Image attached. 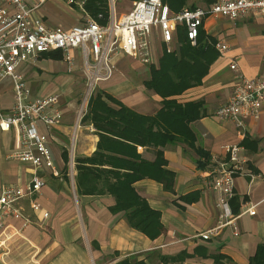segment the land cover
<instances>
[{
  "label": "crops",
  "instance_id": "crops-1",
  "mask_svg": "<svg viewBox=\"0 0 264 264\" xmlns=\"http://www.w3.org/2000/svg\"><path fill=\"white\" fill-rule=\"evenodd\" d=\"M134 2L130 1L131 6ZM197 2L186 0L185 5L196 3L200 6L194 7L201 8L207 5L203 1ZM47 3L58 4L67 13H60L61 22L73 24L51 23L45 14ZM47 3L42 8V15L49 26L68 29L80 23L76 7L70 8L59 0ZM201 32L208 41L225 43L228 52L214 60L198 86L171 99L179 104L202 103L200 118L189 127L196 137L194 146L208 155L207 165L198 169V156L185 143L175 142L163 148L137 147L143 160L153 162L162 157L166 161L163 168L174 174L170 190L148 177L132 185L148 207L158 212L161 233L150 238L130 227L124 212H113L115 200L109 194L77 192L75 160L93 154L98 136L92 125L82 123L80 119L77 128L82 131L76 136L74 152L68 153L62 139L69 134L71 122L67 109H63L60 102L62 119L47 131L53 171L49 168L38 171L11 159L10 154L18 148L17 138L13 131L5 132L0 128V191L4 184L23 187L36 175L44 182L37 193L18 202L23 218L0 220V264H118L122 261L137 264H256L254 257L258 246L264 245V107L257 119L245 122L243 130L233 121L216 119L213 112L227 101L234 72L238 71L248 79L264 74V18L256 14L238 20L208 17ZM41 62L51 68L54 64H65L62 57L59 60L40 58ZM231 63L235 64V71L230 70ZM24 68L20 72L26 81ZM141 68L138 61L122 56L114 58L111 78L98 83L97 91L110 95L139 114L155 115L162 106L161 98L149 94L143 85L133 81ZM54 79L62 84L65 76L58 74ZM41 80L36 85L26 81L33 98L58 92L49 74ZM10 88L6 80L0 83L1 108L9 107ZM5 100H8L7 104H4ZM42 131L46 132L43 128ZM231 146L239 147L238 156L245 163L241 173L234 177V193L229 200L235 225L221 226L217 207L221 196L210 188V170L216 161H227L226 150ZM32 204L39 210L34 211ZM252 206L254 216L246 212ZM44 213L48 215L46 218H43ZM25 220L28 223L23 225ZM214 229L206 240L199 235Z\"/></svg>",
  "mask_w": 264,
  "mask_h": 264
},
{
  "label": "built area",
  "instance_id": "built-area-1",
  "mask_svg": "<svg viewBox=\"0 0 264 264\" xmlns=\"http://www.w3.org/2000/svg\"><path fill=\"white\" fill-rule=\"evenodd\" d=\"M49 1L0 0V83L9 80L12 92L9 107H0V128L13 131L18 141L17 150L9 157L38 171L54 170L47 131L62 119L61 94L54 92L33 98L20 72L22 67L34 65L44 53L56 51L68 66L79 55L95 82L106 81L112 76L114 58L118 56L144 65L153 64L157 38L161 50L172 53L177 32L183 30L189 44L195 46L199 30L208 17L238 20L256 14L264 18V0H213L207 8L186 7L179 11H172L161 0H137L117 19L110 12L108 24L101 26L85 11L86 0H59L70 8L76 7L80 14L79 24L64 29L45 22L42 8ZM214 48L221 57L228 52V46L222 42H216ZM229 68L236 70L234 63ZM262 107L264 74L248 79L237 71L227 101L215 109L213 116L233 121L243 130L248 119L258 118ZM239 150L238 146L228 147L227 161H216L210 170V188L221 196L217 204L221 226L235 225L229 200L234 193V177L241 173L245 163L238 156ZM43 185L37 175L23 187L4 184L0 191V220L23 218L18 202L37 193ZM32 207L34 211L39 210L36 205ZM246 212L254 216V206ZM47 216L43 214V218ZM27 223L25 220L23 225ZM214 232L215 229L199 235L206 240Z\"/></svg>",
  "mask_w": 264,
  "mask_h": 264
},
{
  "label": "trees",
  "instance_id": "trees-1",
  "mask_svg": "<svg viewBox=\"0 0 264 264\" xmlns=\"http://www.w3.org/2000/svg\"><path fill=\"white\" fill-rule=\"evenodd\" d=\"M161 1L173 11H179L186 2ZM84 9L101 26L108 24V0H86ZM176 37L178 49L172 53L163 52L158 65L149 66L150 78L143 82L145 89L161 98L160 110L152 116L142 115L110 95L96 91L89 97L86 113L81 118L82 123L92 125L98 136L96 150L89 157L75 160L77 192L83 195H111L115 200L113 212H124L129 226L150 238H156L162 231L159 214L148 207L132 185L148 177L170 190L174 174L163 168L166 161L162 157L153 162L143 160L137 153V147L163 148L181 142L198 156V169L205 168L208 162V155L194 146L196 137L189 127L190 123L200 118L202 103L179 104L171 97L201 83L209 66L219 56L214 48L216 42L211 40L208 44L201 28L195 46L189 44L183 30H178ZM40 58L59 60L61 54L44 53ZM254 261L264 264L263 244L258 246ZM118 264L137 263L122 261Z\"/></svg>",
  "mask_w": 264,
  "mask_h": 264
},
{
  "label": "rangeland",
  "instance_id": "rangeland-1",
  "mask_svg": "<svg viewBox=\"0 0 264 264\" xmlns=\"http://www.w3.org/2000/svg\"><path fill=\"white\" fill-rule=\"evenodd\" d=\"M130 1L131 0H117V1L108 0L109 12H112L115 19L119 18L120 16H122L123 14L127 13L130 10V6H131ZM197 1H198L197 3H201V1L206 2L207 3V5H205L206 8L209 7L211 3L213 2V0H197ZM125 5H126L125 10L122 11L121 8H123ZM193 5L200 6L199 4H196V3ZM186 7L191 8L190 5L183 6V8H186ZM60 13L67 15V13L65 11H62L60 6L56 3L54 4L49 3L45 7V14L47 15L51 23L53 24L59 23L64 26L73 24V23H70L69 21L61 22V18H59L61 16ZM66 19L69 20L68 18ZM155 42L157 44V52H156V58L154 59L153 64H151L153 66L158 65V60L163 54V50H161L162 48L159 45L158 38L156 39ZM208 44H210V41H208ZM178 47H179V43L176 39L173 45V50L176 51ZM76 55H78L77 52H76ZM122 57L127 58L133 62H136V60H133L129 57H124V56ZM39 62H40V59L34 65L25 66L24 68L25 79L29 85L31 84L36 85L37 83H40V81H42L41 79H43L46 76V74H49V77L55 83V87H56L55 90L63 94L62 98H60L61 107L63 109H67L68 111L67 117L69 118L68 121L71 122V129L69 131V134L66 137H63L62 141L68 153L72 154L75 150L76 136L78 133L82 131V128L78 130L77 124L79 123V120L81 119V117H83V115L86 113V105H87V101L89 97H91L93 93L99 90L98 83H100L101 81L95 82L93 80L91 75H89L84 63L82 62V60H80L79 55L77 59L75 60V62H73L69 66L67 64H63L61 66L59 64H54V65L52 64L53 68H51L50 66H47L45 62H41V63ZM149 66L150 65L141 64L142 68L138 72V75H137L138 77L137 79L135 78V80H133L135 84L138 83V84L143 85L144 81L149 80L150 78ZM42 73L44 74L42 75ZM62 73L65 76V81L62 84H60L57 81H55L54 77ZM6 81L9 85L10 83L9 80L6 79ZM62 89H65L66 91L63 93ZM147 91L148 93L150 92L151 95L152 93H154L151 90H147ZM10 94H11V91H9V94L7 95L8 99H9ZM7 102L8 100H5L4 104H7Z\"/></svg>",
  "mask_w": 264,
  "mask_h": 264
}]
</instances>
